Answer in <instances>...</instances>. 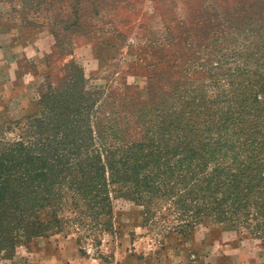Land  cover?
Segmentation results:
<instances>
[{
  "label": "rangeland",
  "instance_id": "rangeland-1",
  "mask_svg": "<svg viewBox=\"0 0 264 264\" xmlns=\"http://www.w3.org/2000/svg\"><path fill=\"white\" fill-rule=\"evenodd\" d=\"M135 144L174 156L161 195L111 187L108 212L0 242V264L228 248L264 264V0H0V157L108 166ZM187 157L199 177L240 181L235 196L208 199Z\"/></svg>",
  "mask_w": 264,
  "mask_h": 264
},
{
  "label": "trees",
  "instance_id": "trees-1",
  "mask_svg": "<svg viewBox=\"0 0 264 264\" xmlns=\"http://www.w3.org/2000/svg\"><path fill=\"white\" fill-rule=\"evenodd\" d=\"M138 147L139 144L127 146L118 158L113 157L114 152L108 154V166L105 161L95 166L92 162L73 161L68 157L65 158L67 162L62 163L58 155L48 163L45 151H8L2 154L0 242H12L15 236L35 237L49 229H58L60 214L64 212L70 220L84 226L94 216L108 212L109 191L114 186H120L125 195H132L140 202L146 196L161 195L159 192L165 187V181L171 179L168 177L173 167L168 162L174 156L159 151H139ZM70 154H75V151ZM187 158L185 166L193 170L192 159ZM178 161L179 169L185 167L182 158ZM212 172L202 173L199 177V173L194 171L190 178L196 186L204 187L209 193L208 199H215L214 193L220 189L223 197L229 194V198H233L240 181L236 178L220 179L218 169ZM212 202L220 205V201H208ZM231 205L230 209L224 210L236 209L234 202ZM224 210L221 207V213ZM42 213H46L49 220H43L40 217Z\"/></svg>",
  "mask_w": 264,
  "mask_h": 264
},
{
  "label": "crops",
  "instance_id": "crops-1",
  "mask_svg": "<svg viewBox=\"0 0 264 264\" xmlns=\"http://www.w3.org/2000/svg\"><path fill=\"white\" fill-rule=\"evenodd\" d=\"M246 252H244L241 248L230 249L228 248L222 254H210L208 257L203 258V262L198 259L189 258L183 261L182 258L175 259L174 257L168 255L164 257L158 256V254L147 252L142 258H132L129 257L126 260L122 261L119 264H247L246 260ZM185 257V256H184ZM185 262V263H184ZM72 264H118L117 262H108L104 263L99 260L88 261L82 260L79 257L75 256Z\"/></svg>",
  "mask_w": 264,
  "mask_h": 264
}]
</instances>
